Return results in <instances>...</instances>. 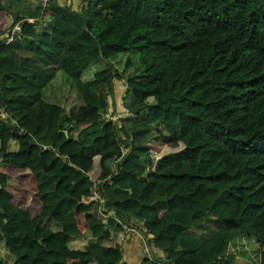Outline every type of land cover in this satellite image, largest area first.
<instances>
[{
	"label": "trees",
	"instance_id": "trees-1",
	"mask_svg": "<svg viewBox=\"0 0 264 264\" xmlns=\"http://www.w3.org/2000/svg\"><path fill=\"white\" fill-rule=\"evenodd\" d=\"M3 1L36 20L0 38V164L21 171L0 168V264H131L105 242L131 218L140 264H264V0ZM92 176L113 215L83 201Z\"/></svg>",
	"mask_w": 264,
	"mask_h": 264
},
{
	"label": "built area",
	"instance_id": "built-area-1",
	"mask_svg": "<svg viewBox=\"0 0 264 264\" xmlns=\"http://www.w3.org/2000/svg\"><path fill=\"white\" fill-rule=\"evenodd\" d=\"M41 5L42 12L49 8L54 0H38ZM39 19L43 20V16H39ZM36 20V17L33 16H26L21 18H16L11 28L2 34L0 36L4 37L6 41H9L13 38V36L17 33H19L22 30V27L26 23H32ZM4 114V112H2ZM115 118V117H113ZM93 183L90 187L89 193L84 195L83 201L90 202L94 201V206L96 208V211L99 215L103 217L111 216L113 215V209L108 207L106 204V196L103 193L102 189V183L106 180H109V177H106L105 179H101L99 177H93L92 176ZM119 220V219H118ZM120 222V220H119ZM142 222H139L135 218H131V220L128 223H124L123 226L126 229L125 232H127L129 238H135L140 237L143 243V255L144 258L151 259L153 257L150 242H149V235H146L141 229ZM170 264V263H169Z\"/></svg>",
	"mask_w": 264,
	"mask_h": 264
},
{
	"label": "rangeland",
	"instance_id": "rangeland-1",
	"mask_svg": "<svg viewBox=\"0 0 264 264\" xmlns=\"http://www.w3.org/2000/svg\"><path fill=\"white\" fill-rule=\"evenodd\" d=\"M37 30L38 31H47L48 27L46 25L43 26L41 24H37ZM114 64L117 68V71L119 72V75L122 78H120V79L114 78V90L110 94V104H109V107L107 109L106 115L109 116V115L113 114V117H116L115 113L119 112L117 107L122 104L120 101L122 100V95H123V91H124L125 78L131 72V67L125 66L124 62H116L115 61ZM91 73H92L91 71L87 72V70H86L84 73V78L89 79L91 77ZM41 105H42L41 102H38L32 108V115H33V118L36 120L38 119V115L40 113V106ZM180 147H181L180 144H178L176 146L164 145L160 150V154H162L164 152L171 151V150H176ZM23 177L26 179V183L20 186L21 190L15 191L16 196L13 195V197L15 199H20L21 203L28 206L31 213L34 215L39 211L40 202L35 197V194H34L35 189L33 187V174L27 169L26 173L23 174ZM125 230L126 229L123 227L121 229V233H124ZM3 258L5 259L4 255H3ZM149 264H151V263H149Z\"/></svg>",
	"mask_w": 264,
	"mask_h": 264
},
{
	"label": "crops",
	"instance_id": "crops-1",
	"mask_svg": "<svg viewBox=\"0 0 264 264\" xmlns=\"http://www.w3.org/2000/svg\"><path fill=\"white\" fill-rule=\"evenodd\" d=\"M30 1H34V0H30ZM75 2L76 0H68V2ZM67 2V3H68ZM11 21V16L8 14V12L4 9L0 10V32H2L6 26L9 24V22ZM2 34H0L1 36ZM122 102V100L120 101ZM117 109L119 111L122 110V106H118ZM47 116L45 114V112H42L41 118L39 119V123H43L44 121H46ZM13 130H16V128H12ZM20 134L24 133L25 131L22 128H19ZM0 168L7 172L10 175H15V174H19L21 171L19 168H15L12 166H2L0 164ZM25 172V171H24ZM22 179V178H21ZM26 183V179H22V184ZM119 242L122 246V250H123V256L124 259L126 261H128L131 264H140L144 255H143V244H142V240L140 237H135V238H129L127 232L124 233H116L115 238L114 239H109L106 240L105 242L108 244H112L113 242ZM160 254V251H157Z\"/></svg>",
	"mask_w": 264,
	"mask_h": 264
},
{
	"label": "water",
	"instance_id": "water-1",
	"mask_svg": "<svg viewBox=\"0 0 264 264\" xmlns=\"http://www.w3.org/2000/svg\"><path fill=\"white\" fill-rule=\"evenodd\" d=\"M2 7L4 10H6L8 12V14L11 16V21L9 22V24L6 26V28L0 32V34H4L5 32H7L11 26L13 25L14 21L17 18V13L15 11H12L8 8V5L6 4L5 1L2 0ZM66 131V130H65Z\"/></svg>",
	"mask_w": 264,
	"mask_h": 264
}]
</instances>
